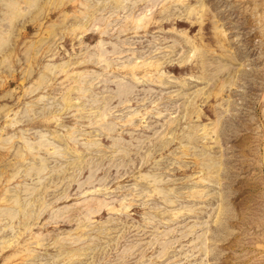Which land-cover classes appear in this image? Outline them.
<instances>
[{
    "label": "rangeland",
    "instance_id": "obj_1",
    "mask_svg": "<svg viewBox=\"0 0 264 264\" xmlns=\"http://www.w3.org/2000/svg\"><path fill=\"white\" fill-rule=\"evenodd\" d=\"M0 264H264V0H0Z\"/></svg>",
    "mask_w": 264,
    "mask_h": 264
}]
</instances>
